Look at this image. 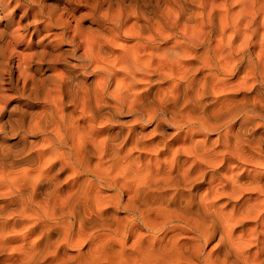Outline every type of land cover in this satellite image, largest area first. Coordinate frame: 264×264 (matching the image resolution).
Listing matches in <instances>:
<instances>
[{"label":"clouds","instance_id":"9594fccd","mask_svg":"<svg viewBox=\"0 0 264 264\" xmlns=\"http://www.w3.org/2000/svg\"><path fill=\"white\" fill-rule=\"evenodd\" d=\"M0 264H264V0H0Z\"/></svg>","mask_w":264,"mask_h":264}]
</instances>
